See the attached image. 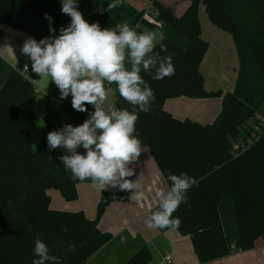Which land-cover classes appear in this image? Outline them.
I'll list each match as a JSON object with an SVG mask.
<instances>
[{"label": "trees", "instance_id": "16d2710c", "mask_svg": "<svg viewBox=\"0 0 264 264\" xmlns=\"http://www.w3.org/2000/svg\"><path fill=\"white\" fill-rule=\"evenodd\" d=\"M79 1L83 17L102 28L128 23L137 32H145L157 27L143 18L144 10L134 9L126 0L109 11L112 0ZM149 1L151 15L161 23L165 37L154 44L150 54L157 61L149 72L154 74L163 58L171 57L175 74L153 80L141 71L154 98L150 111L138 114V139L151 150L170 189L167 177L172 174L187 173L197 181L188 190L187 203L172 213L180 221L174 229L189 238L199 263L252 249L264 238V131L239 153H234L232 143L249 134L250 121L264 108V0H184L188 5L180 16L159 0ZM201 3L209 21L232 36L237 53V76L233 88L225 92L206 90L199 70L207 49L198 19ZM53 4L52 0H0V23L39 41L50 35L44 18L47 14L59 35L70 17L52 12ZM111 87L115 90V84ZM112 94L114 107L131 110L118 92ZM179 96L221 97V107L211 123L180 120L163 108L165 99ZM34 98L32 85L16 73L0 88V264H32L37 236L62 264H85L111 238L98 228L97 221L112 198L101 190L94 218L82 210L52 209L48 189L73 201L77 198L76 183L90 181L71 179L59 161L67 151L59 147L48 151L46 136L63 127V114L78 126L93 108L87 105L85 112L73 109L71 96L61 100L49 79L42 115L46 129L33 151L29 131L35 122ZM8 122L10 132H14L10 138L5 133ZM77 151L83 153L84 149ZM156 210L158 206L152 207L148 216ZM169 228L157 229L164 232ZM150 262L151 252L143 246L122 264Z\"/></svg>", "mask_w": 264, "mask_h": 264}, {"label": "clouds", "instance_id": "9594fccd", "mask_svg": "<svg viewBox=\"0 0 264 264\" xmlns=\"http://www.w3.org/2000/svg\"><path fill=\"white\" fill-rule=\"evenodd\" d=\"M59 3L61 13L70 17V23L61 26L56 35V29L51 27L52 17L45 14L49 37L39 41L26 39L21 54L31 62L32 73L51 79L61 100L71 96L73 109L85 112L87 105H91L93 111L78 126L66 124L50 131L46 136L47 149L52 151L59 147L67 151L59 161L74 181H90L98 190L117 184L122 190L132 189L136 185L124 178L133 175L126 164L136 160L141 152L135 124L139 112L150 111L154 98L153 90L140 73L143 70L153 80L170 77L175 74L172 58H163L154 74L150 73L154 61L149 54L153 52L157 32H137L128 23L102 28L99 23H89L83 17L78 10L79 0H59ZM120 4L121 0H112L107 10L118 8ZM159 38L165 37L159 33ZM164 50L161 45V51ZM126 59L130 70L125 68ZM114 92L132 106L131 110L114 106L105 110L106 97ZM81 147L83 153L77 151ZM167 179L171 181V189L167 195L157 192L158 210L151 212L147 221L149 228L179 227V218H173L172 213L187 203L188 190L197 183L183 172L169 175ZM136 200L139 203L140 197ZM33 255L32 264H62L49 254L47 244L39 236L34 239Z\"/></svg>", "mask_w": 264, "mask_h": 264}, {"label": "crops", "instance_id": "0c3cea01", "mask_svg": "<svg viewBox=\"0 0 264 264\" xmlns=\"http://www.w3.org/2000/svg\"><path fill=\"white\" fill-rule=\"evenodd\" d=\"M132 1L140 5L138 9L126 0L134 9L144 10L148 13L152 11L149 0ZM159 1L169 7L176 16H180L188 5V2L184 0L178 2ZM198 19L201 36L207 41V49L199 65L204 87L206 90L221 89L222 92L231 90L238 69V57L232 36L209 21L202 3L198 7ZM145 33L147 32L145 31ZM28 38L32 37L24 31L0 23V88L12 73L18 74L32 85L35 92L32 104L35 122L34 127L29 131V139L31 148L35 151L46 129L42 115L46 106V89L50 78L39 77L32 71L23 75L20 74L23 65H28L31 68V62L21 54L22 45ZM149 56L154 62L157 61L151 54ZM124 65L126 69L130 70L131 65L127 59ZM9 96L7 95V98ZM110 106H114L112 93L111 96L107 95L103 105L105 110ZM220 107L221 97L179 96L167 98L163 102L164 110L173 117L180 120L190 119L201 124L211 123L217 116ZM8 109L10 113L12 106ZM61 123L63 126L71 124L75 127L65 114L61 116ZM5 133H7L8 138L11 137L10 133H14L10 132L9 122ZM126 167L133 171V175L124 179L136 186L129 190H122L119 188V184L116 186L106 185V194L112 199L105 206L97 221V226L101 231L109 233L111 238L93 253L85 264H122L139 248L147 246L142 238L147 239L148 236L142 237L140 235L146 229L143 227L142 230V220H145L152 207L159 205L160 198L157 196V192L163 191L167 195L170 188L151 150L146 145H141L140 155L136 160L128 162ZM122 182L123 180L120 181V183ZM75 188L77 198L73 201H66L59 195V191L48 189L50 207L71 211L82 210L88 218L95 217L101 190L94 188L91 182H78ZM137 196L140 197L139 203L136 200ZM147 229L152 233V236H155V240H160L165 245L161 251L156 250L155 257L151 253L153 262H158L162 254L170 252L174 264H264V238L259 239L252 249L234 252L205 263H199L188 237L180 236L172 227L164 232H160L157 228L147 227ZM131 239L142 240L143 244L141 246L131 245ZM123 244H126L125 248L122 247Z\"/></svg>", "mask_w": 264, "mask_h": 264}, {"label": "built area", "instance_id": "2783aa9c", "mask_svg": "<svg viewBox=\"0 0 264 264\" xmlns=\"http://www.w3.org/2000/svg\"><path fill=\"white\" fill-rule=\"evenodd\" d=\"M52 2L54 4L51 7V11L61 12V4L59 3V0H52ZM78 10L79 11L83 10V7L81 6L80 1H79ZM151 13L152 11L150 13L144 12L143 18L146 19L149 23H153L157 25L155 29H152L150 31L161 33V29H160L161 23L155 21ZM64 16H67V15L64 14ZM30 71H31V68L28 65H23L20 71V74L23 75V74L29 73ZM263 131H264V109L263 111L256 114L253 123L250 125L249 134L239 136L233 141L232 150L234 151V153H239L240 151L244 150L247 147V145L252 143L258 137V135L261 134ZM149 264H174V262H173L172 254L170 252H166L160 256V259L158 262H150Z\"/></svg>", "mask_w": 264, "mask_h": 264}, {"label": "rangeland", "instance_id": "374dc122", "mask_svg": "<svg viewBox=\"0 0 264 264\" xmlns=\"http://www.w3.org/2000/svg\"><path fill=\"white\" fill-rule=\"evenodd\" d=\"M170 1H176V2H178L179 0H170ZM127 2L129 3V4H131V5H133V6H135L136 8H138L139 9V7H140V5H137V3H135L134 1H132V0H127ZM146 32H149V30H146ZM159 41V35L157 34V38H156V40L154 41V44L156 43V42H158ZM156 63V61L154 62V64ZM153 64V65H154ZM108 96H111V93H109L108 94ZM63 116V115H62ZM253 123V121H250V124H252ZM57 194H59L58 192H56ZM60 195V194H59ZM55 202V201H54ZM54 205H55V203H54ZM93 218H94V216H92ZM107 217H109V216H107ZM131 218H132V215H131ZM148 219H149V216H146L145 217V220L143 221L142 220V223H141V226H142V230H143V227H145L144 229H145V231L143 230L142 231V233L140 234L142 237L143 236H148L147 237V239H145L144 237L142 238V239H144L145 240V242H146V247H148L149 248V250L151 251V253L153 254V256L155 257V252H156V250H162L163 249V247L165 246L164 245V243L163 242H161L160 240H155V236H152V233H150L149 232V230L147 229V221H148ZM146 221V222H145ZM151 238V239H150ZM131 241V245L132 244H135V245H142L143 243V241L142 240H139V239H131L130 240ZM122 247L123 248H125L126 247V244H123L122 245ZM140 249V248H139ZM129 258V257H128ZM154 261V260H153ZM152 261V262H153Z\"/></svg>", "mask_w": 264, "mask_h": 264}]
</instances>
